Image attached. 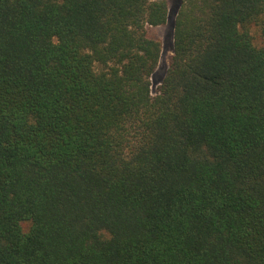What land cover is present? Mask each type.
Masks as SVG:
<instances>
[{"label": "trees", "instance_id": "obj_1", "mask_svg": "<svg viewBox=\"0 0 264 264\" xmlns=\"http://www.w3.org/2000/svg\"><path fill=\"white\" fill-rule=\"evenodd\" d=\"M176 7L0 0V264H264V0Z\"/></svg>", "mask_w": 264, "mask_h": 264}, {"label": "rangeland", "instance_id": "obj_2", "mask_svg": "<svg viewBox=\"0 0 264 264\" xmlns=\"http://www.w3.org/2000/svg\"><path fill=\"white\" fill-rule=\"evenodd\" d=\"M168 1L172 13L176 15L179 9L176 7V0ZM252 34L254 36L255 43L258 45L262 44L264 41V26H253ZM150 35L152 38L159 40L162 43L163 47L160 64L152 80V94L153 96H156L159 92V88L166 76L171 63V59L174 55V25L170 22L169 25L166 26L151 28Z\"/></svg>", "mask_w": 264, "mask_h": 264}]
</instances>
